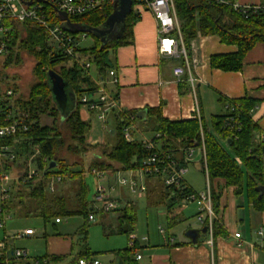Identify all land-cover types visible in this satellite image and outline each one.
<instances>
[{"label": "crops", "instance_id": "obj_1", "mask_svg": "<svg viewBox=\"0 0 264 264\" xmlns=\"http://www.w3.org/2000/svg\"><path fill=\"white\" fill-rule=\"evenodd\" d=\"M235 1L241 4H264V0ZM139 17L132 27V43L119 46L112 52L113 58H110L113 64L112 69H114L117 77V83L107 82V79L104 83L115 106L108 107L105 119L99 118L97 111H89L84 105L80 107V118L90 123L92 118H97L98 130L103 133V138L93 137L94 130L91 127L86 142L91 146L110 145L114 140L115 119L113 115L116 112H121L126 116L133 115L131 112H137L135 118L137 131L145 138L152 139L155 133L149 131V128L145 125L146 112L151 107H159L161 116L172 121L194 118L198 121V117L200 121H208L212 115H221L226 112L227 101L243 97L252 98L256 101V105L250 113L252 120L259 128V131L254 135V141L258 142L261 135H264V40L257 42L245 53L239 70H219L210 66L209 57L213 54L234 52L237 49L235 44L222 43L216 35H197L190 41L189 48H186L187 59L182 56L160 57L154 18L149 11L141 12ZM178 64L185 67V74L179 81L172 73L173 67ZM92 67L94 66L90 65L89 67V76H91L93 82V78H100L96 75L95 68L94 72L91 73ZM188 72L195 78L193 85H190L187 81ZM110 125H113V127ZM148 133H152L150 138L147 137ZM109 135L113 136L110 141H108ZM185 150L181 149V152L175 153V157L179 162L183 161ZM91 151H93L90 153L91 159L100 157L99 149ZM193 158H198L196 162L201 170L202 158L200 152L197 151ZM193 161L195 162L192 159L186 166L188 167V164L194 163ZM76 167L77 169L74 171L83 168L78 164H76ZM138 170L139 168L126 169L125 171L115 170L111 173L104 171L106 189L114 190L113 185L109 183L111 179L118 181L119 176L128 177L130 172L131 175L135 176ZM127 172H129L128 175ZM84 177L85 175L82 180L86 183ZM64 181L55 185L53 193L48 191L46 187H44V190L50 196L56 194L69 198L68 202L73 204L72 199H75L77 190H74V198L71 199L72 194H68L63 189L65 187ZM70 181L67 184L68 187L71 184ZM142 181L146 190L135 194L139 197L143 195L146 198L147 205L151 208L156 205H165V211L159 212V215L165 217L167 233L159 225L157 230L151 229L147 221L145 232L141 236L138 235L140 232L138 226V230H135V223L133 229L127 234L118 231L121 211L126 207H131L133 210L136 207L133 200L127 195L125 196V190L131 192L127 184H121L118 188L121 197L110 196L111 199L119 203L118 208L108 213H100L92 209L90 204L89 206L91 208L90 212L99 213L104 235L111 237L124 234V245L122 243L116 247L113 244V248L107 251L93 250L87 245V230L84 231L82 228H78L73 233L57 230L56 224L62 223V218L72 215H55L51 219L54 227L53 235H48L43 231L41 237H38L34 230L32 234L23 235L19 238H11L7 235L9 239L5 242V246L9 250V254H7L8 264H78L77 260L85 257L101 261L102 264H114L116 257H120L124 264H264V211L253 209L244 194L235 195L233 186H224L223 181L220 179L211 182L214 190L221 191L220 205L215 217L224 229L225 234H218L210 238L207 231L202 232L204 224L198 220L197 205L191 212L186 213L189 203H182L181 198L176 195L175 202L169 206L170 195L174 196L175 194L174 192L170 194L169 190L165 189L161 177L144 176L141 178ZM185 182L191 190L195 191L186 180ZM22 204L14 199L10 207L13 205L15 210H19L21 213L24 209ZM22 212L25 216L27 214L36 215L41 218L39 210L34 208H27L26 212L24 210ZM134 213L136 217L135 210ZM56 217L60 221H56ZM189 220H193L197 226L189 224ZM27 228L30 227L27 226L20 230L19 234ZM189 229H199L200 231L195 243H192L189 237L185 235V232ZM2 230L3 235H6L5 227ZM15 232L13 230L10 234L13 235ZM234 233H240V237L235 238ZM131 235L134 236L135 248L128 253H124L122 251L128 248L127 242ZM28 238H34V240L40 238L41 243L43 242L38 250L34 249L36 252L33 254H31L30 249L15 243L18 240H28ZM238 242L241 244L238 245ZM14 248L27 250L28 256L19 259L9 258L11 250ZM136 254L140 255L139 259L135 258Z\"/></svg>", "mask_w": 264, "mask_h": 264}, {"label": "trees", "instance_id": "obj_2", "mask_svg": "<svg viewBox=\"0 0 264 264\" xmlns=\"http://www.w3.org/2000/svg\"><path fill=\"white\" fill-rule=\"evenodd\" d=\"M172 1L186 48H189L190 41L197 35L206 36L208 34L218 36L222 43L236 45L237 49L234 52L211 55L209 64L212 68L225 71L239 70L245 53L257 42L264 40V4L245 18L228 3L217 4L207 0ZM112 10L113 7L105 14L91 13V15L77 16L70 20L89 27L99 26ZM125 18L118 37L102 45L100 40L94 36V43L90 48L78 47L77 49L81 58L87 56V60L94 66L96 75L100 79L105 80L108 70L113 68L110 52H114L121 45L132 43V27L140 17L131 11ZM18 27L16 26L12 33L11 44H15L16 38H20V28L23 27L25 36L21 37L20 48H25L35 58L36 66L33 73L37 78L27 96L17 98L19 106L28 111L29 119L33 121L28 131L20 136L16 143L18 155L25 159L31 152L30 148L37 146L39 149L38 166L45 168L46 175L59 173L62 176L68 175L71 179L77 178V192L74 203L71 204L73 206L69 205L68 198L64 196L48 195L44 190V179L30 180L21 185L25 188L23 190L28 192L25 197L29 198V203L24 206L28 209L39 210V216L45 222H50L55 215L76 214L87 217L92 207L90 208L87 203V185L80 176L83 168L71 171L70 165L65 162L61 154L63 148L66 146L65 150L82 159L87 152L98 147L100 157L91 159V166L102 170L110 168L111 163L117 162L122 171L138 169L143 159L152 151L147 150L139 141L128 142L123 138L121 130L128 122L121 112L113 115L115 119L113 142L110 145H89L86 140L91 123L79 116L82 106L80 97L84 93L94 91L95 84L90 76L86 75L83 69L69 57L56 53L49 55L46 49V38L37 26L25 22L19 29ZM9 62L10 60H7L6 65ZM50 68L54 69L64 81H67L66 91L70 97L67 104L68 110L64 116L61 115L50 92L47 77V71ZM227 103L225 113L215 114L208 121H201L202 137L196 118L172 121L161 116L159 107L147 109L145 125L149 131L155 133L152 140L158 145V149L162 153H169L173 158H176L175 153L181 152V149L195 148L204 143L205 164L215 214L218 213L221 196V191L214 190L211 186V182L215 179L222 180L224 186H233L235 195H240L245 191V197L253 209L264 211V192L259 195L258 191V187H264V138H260L258 142L254 141V135L259 128L252 120L250 113L256 101L243 97L227 101ZM131 113L136 118L137 112ZM41 116L50 118L51 123L49 125L41 123ZM229 118H233L232 127L225 126V121ZM42 158H46L48 162L43 164ZM50 161H54L56 166L48 170ZM17 164L19 172L25 175L27 165L24 162ZM78 165L81 166V163ZM203 171L204 161L202 159L201 172ZM16 187L18 188H16L15 199L24 204L23 194L19 186ZM165 189L168 191L167 187ZM172 191L175 195H170L169 206L175 202L176 195L181 197L184 192H178L175 189ZM172 191L169 190V193L171 194ZM119 217L118 231L124 234L129 233L136 220L134 210L126 207ZM212 228V237L225 234L217 218L213 219ZM130 250L132 248L128 247L122 252L128 253ZM0 264H3L2 256H0Z\"/></svg>", "mask_w": 264, "mask_h": 264}, {"label": "built area", "instance_id": "obj_3", "mask_svg": "<svg viewBox=\"0 0 264 264\" xmlns=\"http://www.w3.org/2000/svg\"><path fill=\"white\" fill-rule=\"evenodd\" d=\"M132 12L140 15L143 11H149L156 22L158 54L160 57H178L186 58V47L183 44L181 30L179 28L178 17L175 15L174 2L172 0H131ZM214 3H228L238 13L245 18L261 8V4L247 3L241 4L235 0H207ZM115 0H0V59L10 52V42L12 33L16 26L29 22L37 26L41 33L46 38V49L48 54H58L67 56L81 67L86 75L89 76V67L91 63L88 60H83L80 57L79 39L82 36H87L86 33L73 34L62 28L63 21L59 19V13H65L67 18H77V16L91 15V13L105 14L111 7L114 6ZM71 21V20H70ZM187 62V60H186ZM187 65V64H186ZM185 67L178 64L173 67L172 73L176 80H181L185 74ZM189 73V72H188ZM107 82L117 83V77L114 69H109L107 72ZM91 77V76H90ZM195 78L189 73L187 81L193 85ZM105 80L93 78L95 84L94 91L84 93L80 97L81 105L87 107L89 111H97L98 117L105 119V113L108 107L115 106L110 99L109 91L106 90ZM19 93L12 85H7L5 80L0 77V186L2 193L3 204L0 206V228H4L6 221L3 219L5 211V203L7 200V185L13 180V184L21 186L26 182L45 180V187L51 193L54 192L55 185L62 182L68 175L62 176L59 173L46 175L45 168L38 166L39 149L37 146H32L28 156L20 158L17 150V142L20 136H23L29 129L33 121L29 119V113L24 108L22 109L17 98ZM127 124L123 125L121 132L123 138L128 142L139 141L147 150L152 151L149 156L143 159L141 167H139L138 175H130L128 177H120V184H127L128 189L133 193H140L146 190L145 184L141 182V178L159 176L162 179L163 186L172 191L175 189L178 192H183L181 195L182 203L193 202L198 206V220L207 228L210 238L213 234L212 221L215 213L212 208L211 189L209 186L208 172L206 170L204 157V143L198 147H188L185 150L183 161L179 162L169 153H162L158 149V145L152 139H147L142 136L135 125V117L133 115L126 116ZM199 129L202 137L201 121L198 117ZM233 118L225 121V126L232 127ZM158 134L156 135V137ZM264 135H261V139ZM200 152L201 158L204 161V176L206 179V188L203 191L195 192L190 189L184 180L186 173V164L193 158L195 150ZM24 162L26 167L25 175L13 173L12 165H17V162ZM41 162L47 163L46 158H42ZM49 170V169H48ZM22 172V171H21ZM96 176H103L104 171H92ZM139 176V177H138ZM140 179V181H139ZM173 192V191H172ZM88 204L96 212L108 213L119 207V203L111 199L107 194V189L97 184L95 192ZM88 221H95V214L90 212L87 215ZM56 221H60L58 217ZM162 231V230H161ZM33 229L27 228L23 233H14V238H19L23 235L32 234ZM235 238L240 237V233H234ZM9 239L7 235H3L0 239V256L3 257V264H8L7 254L8 248L5 246ZM241 243L238 242V245ZM129 248L134 249V236H130L127 242ZM28 251L22 248H14L11 250L9 258H26ZM136 259L140 258L139 254L135 255ZM78 264H102V262L90 257L80 258Z\"/></svg>", "mask_w": 264, "mask_h": 264}, {"label": "rangeland", "instance_id": "obj_4", "mask_svg": "<svg viewBox=\"0 0 264 264\" xmlns=\"http://www.w3.org/2000/svg\"><path fill=\"white\" fill-rule=\"evenodd\" d=\"M23 24L18 25V29L20 26ZM15 30V29H14ZM25 31L22 28H20V38H16L15 44H11L10 42V52L2 57L0 59V77L5 80L6 84L12 85L17 89V92L19 93L20 97H26L28 94V91L30 87L36 82L37 78H35V75L33 73L34 68L36 66V60L33 56L29 54L25 48L21 47L20 48V40L21 37H24ZM13 37V36H12ZM94 43V36L93 35H87V36H82L79 39V47L80 48H90L92 44ZM110 58H113L112 52L109 54ZM87 57V56H86ZM86 57H82L83 60H87ZM7 60H10V62L6 65ZM94 72V67L91 69V73ZM41 123L43 124H50L51 120L47 116H41L40 118ZM113 127V125H110ZM91 127L94 130L93 131V137L97 136L99 138H103V133H100L98 130V123H97V118H92L91 122ZM152 133H148L147 137H151ZM108 141L112 140L113 136L109 135ZM68 142V141H67ZM66 147V146H65ZM65 147L63 148L61 154L63 155L65 162L70 165V170L74 171L77 169L76 164H80L83 166V171L81 172L80 176L81 178L85 175L84 180L86 181L87 184V200L90 201L94 192L97 184H100L105 187V179L104 176H94L92 175V171H105L106 173H111L116 171H122L120 169V165L117 162L111 163V167L108 169H99L91 166L90 161V153L93 151L87 152L82 159L79 158L76 154H73L72 152L65 150ZM98 150V147L96 148ZM100 153V150H99ZM197 149L195 150L193 157L196 155ZM192 157V158H193ZM81 159V160H80ZM195 160L194 163L188 164V169L186 173L184 174V179L188 182L190 186L193 187V189L197 192L203 191L206 188V179L200 170L199 164L196 162L197 159L193 158ZM17 163H20L19 161ZM16 163V164H17ZM13 173H18L19 171V166L17 165H12ZM129 172H127L128 175ZM138 175V173H136ZM119 176V175H116ZM139 177V176H138ZM75 179H65L64 183L65 189L68 194L71 193L72 198H74V190L76 188V181L77 178L74 177ZM70 181V185L68 187V183ZM140 181V179H139ZM110 184L113 185L114 190H107V194L111 197H121L120 196V189H118L121 184L117 180L111 179ZM157 185V184H156ZM15 184H13V180H11L8 185H7V200L4 205L5 211L3 212V219H5L6 224H5V230H6V235L11 238H13V235L10 234L14 231L19 233L20 230L24 229L25 227L29 226L32 228L35 232V234L38 237H41L42 232L45 231L48 235H53L54 233V227H53V220L50 222H45L42 220V218H39L36 215H28L25 216L23 215V210L26 212L27 207L24 206L27 203H29V198L25 197L28 192H26L25 188L22 186H19L20 192L23 194V199H24V204H22V207L24 208L21 213L18 210H15V208L10 207V204L14 199L16 198V188H14ZM68 187V188H67ZM106 188V187H105ZM163 188V187H162ZM245 195V191L242 193ZM130 197V199L133 200V202L136 204L135 207V212H136V217L137 221L135 222V230L137 229V226L139 227V233L138 235L141 236L143 232H145V224L149 222L148 226L153 229L157 230L158 225L161 227V229L165 230V233L168 232L167 226H166V221L165 217L162 215H159V212H164L165 211V205H156L155 207L151 208V206L147 205L146 198L142 196H138L135 193L127 192L125 190V196ZM69 199V198H68ZM74 201V199H72ZM3 204L2 200V193H1V186H0V206ZM69 205L71 203L69 202ZM196 206V204L193 202H190L188 204V208L186 209V213L191 212V210ZM98 214V215H97ZM97 215V216H96ZM95 221H88L87 218L83 215H72L70 217H64L62 218L63 221L60 224H56L57 230L60 232H66V233H73L75 232L78 228H82L83 230H87V245L91 247L93 250L96 251H107L111 248H113V244L118 247L122 243L123 245L125 244V235H113L111 237H106L104 233L102 232V223L99 218V213L95 214ZM0 219H2V215H0ZM147 221V222H146ZM188 224V223H187ZM189 224L192 226H197L193 220H189ZM187 226V225H185ZM138 230V229H137ZM15 232V233H16ZM14 234V233H13ZM3 230L0 228V239L3 238ZM40 239V238H39ZM34 240V238H28L25 240H18L15 242L17 245H22L25 246L27 249L31 250V254L36 252L34 249L38 250L40 246H42V243L40 240ZM39 241V242H38ZM122 245V246H123ZM122 248V247H121Z\"/></svg>", "mask_w": 264, "mask_h": 264}, {"label": "water", "instance_id": "obj_5", "mask_svg": "<svg viewBox=\"0 0 264 264\" xmlns=\"http://www.w3.org/2000/svg\"><path fill=\"white\" fill-rule=\"evenodd\" d=\"M131 0H115L113 10L105 17V21L99 26H86L82 23L71 22L65 13H59V19L63 21L62 28L70 33H86L98 38L102 45L106 44L108 40L116 38L120 35V30L125 22V17L132 10ZM48 83L50 92H52L54 102L60 109L61 115L64 116L68 110V99L70 97L67 88V81L54 70L47 71ZM56 166L54 161H50L48 169H53ZM259 195L264 192V187H258ZM207 227L204 225L202 232L207 231ZM199 229H189L185 232V235L189 237L192 243L197 241L199 235ZM114 264H124L120 257L115 258Z\"/></svg>", "mask_w": 264, "mask_h": 264}]
</instances>
